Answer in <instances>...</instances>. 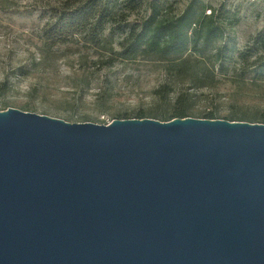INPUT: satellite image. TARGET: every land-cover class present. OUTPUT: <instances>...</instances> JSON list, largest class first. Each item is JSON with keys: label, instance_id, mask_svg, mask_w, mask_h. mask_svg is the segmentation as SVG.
I'll use <instances>...</instances> for the list:
<instances>
[{"label": "water", "instance_id": "95a60500", "mask_svg": "<svg viewBox=\"0 0 264 264\" xmlns=\"http://www.w3.org/2000/svg\"><path fill=\"white\" fill-rule=\"evenodd\" d=\"M0 264H264V124L0 111Z\"/></svg>", "mask_w": 264, "mask_h": 264}, {"label": "rangeland", "instance_id": "374dc122", "mask_svg": "<svg viewBox=\"0 0 264 264\" xmlns=\"http://www.w3.org/2000/svg\"><path fill=\"white\" fill-rule=\"evenodd\" d=\"M144 2L131 22L153 15L157 24L189 10L193 25L184 55L125 57L119 36L104 47L75 37L50 49L41 30L54 0H0V111L109 125L139 112L170 115L175 96L186 93L195 115L213 111L220 119L235 115L264 124V73L240 57L253 37L264 34V0ZM209 28L216 32L204 44Z\"/></svg>", "mask_w": 264, "mask_h": 264}, {"label": "trees", "instance_id": "16d2710c", "mask_svg": "<svg viewBox=\"0 0 264 264\" xmlns=\"http://www.w3.org/2000/svg\"><path fill=\"white\" fill-rule=\"evenodd\" d=\"M48 6L49 19L41 30L45 46L53 49L65 45L75 37H82L94 47H104L108 38L119 36L118 46L125 57L135 58L148 51L161 55L180 57L189 50L187 31L193 22L189 10L179 18L166 22L153 21V15L141 21L131 22L130 16L142 8L144 0H54ZM198 25V24H197ZM216 28H209L204 44L210 43V37ZM166 38V39H165ZM219 57L227 58L222 47ZM241 59L249 66H255L264 73V34L253 37ZM166 92L160 90L157 94ZM172 114H145L139 112L135 118H153L170 121L175 118L220 119L211 111L195 115L191 109L189 95L180 93L173 99ZM230 121H245L242 117L231 116Z\"/></svg>", "mask_w": 264, "mask_h": 264}]
</instances>
